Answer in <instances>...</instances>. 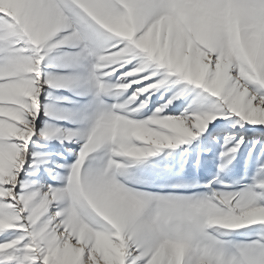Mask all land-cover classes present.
Instances as JSON below:
<instances>
[{"label":"snow or ice","instance_id":"snow-or-ice-1","mask_svg":"<svg viewBox=\"0 0 264 264\" xmlns=\"http://www.w3.org/2000/svg\"><path fill=\"white\" fill-rule=\"evenodd\" d=\"M0 264H264V0H0Z\"/></svg>","mask_w":264,"mask_h":264},{"label":"rangeland","instance_id":"rangeland-1","mask_svg":"<svg viewBox=\"0 0 264 264\" xmlns=\"http://www.w3.org/2000/svg\"><path fill=\"white\" fill-rule=\"evenodd\" d=\"M137 87L134 85V88ZM132 90H129V94L131 93ZM59 95H70V93H58ZM189 100H191V98H189ZM188 101H176V103H180V104H186ZM193 106L195 107V104H193ZM70 107V105H69ZM54 123H61L64 124L65 127H73V125L71 124H67L66 122H55ZM248 143V140L246 138V144ZM71 147L74 148H78L79 145H69ZM48 151H63V148L60 147V145H58L55 141H53L49 146H48ZM247 155V147L242 146L240 149L239 154L236 155V158L233 162V164L230 166L229 170L225 173L221 174V178L226 180V181H239L243 176H245V173L247 171V173L250 175L251 174V165H246L245 162V157ZM53 160H56L57 157L53 156L52 157ZM255 159V155H253V160ZM211 171L213 173H215L216 168L213 165L211 168ZM184 180H193V179H199L201 182H205L208 179H211V176L207 173H205L203 170L201 171L199 176H195L193 174L190 173V165L189 168L185 170L184 176H183Z\"/></svg>","mask_w":264,"mask_h":264}]
</instances>
